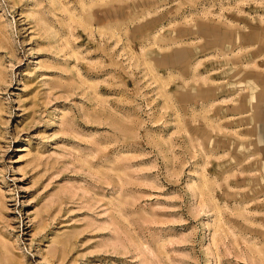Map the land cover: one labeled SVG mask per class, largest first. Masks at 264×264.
<instances>
[{
  "label": "rangeland",
  "instance_id": "1",
  "mask_svg": "<svg viewBox=\"0 0 264 264\" xmlns=\"http://www.w3.org/2000/svg\"><path fill=\"white\" fill-rule=\"evenodd\" d=\"M0 264H264V0H0Z\"/></svg>",
  "mask_w": 264,
  "mask_h": 264
}]
</instances>
